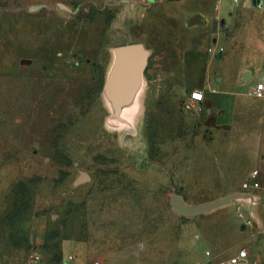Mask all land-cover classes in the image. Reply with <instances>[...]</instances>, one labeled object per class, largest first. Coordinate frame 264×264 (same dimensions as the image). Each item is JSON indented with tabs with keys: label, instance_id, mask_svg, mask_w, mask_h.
I'll list each match as a JSON object with an SVG mask.
<instances>
[{
	"label": "rangeland",
	"instance_id": "rangeland-1",
	"mask_svg": "<svg viewBox=\"0 0 264 264\" xmlns=\"http://www.w3.org/2000/svg\"><path fill=\"white\" fill-rule=\"evenodd\" d=\"M218 4L0 0V264H226L240 249L264 264V97L220 65L225 41L264 55V11ZM131 42L149 58L132 126H117L101 90ZM223 93L235 109L209 97ZM237 191L258 196L254 216L170 205Z\"/></svg>",
	"mask_w": 264,
	"mask_h": 264
},
{
	"label": "water",
	"instance_id": "water-1",
	"mask_svg": "<svg viewBox=\"0 0 264 264\" xmlns=\"http://www.w3.org/2000/svg\"><path fill=\"white\" fill-rule=\"evenodd\" d=\"M251 4L261 6V0H252ZM198 22L197 16L191 18V24ZM221 26H224L223 20H221ZM111 52L112 58L105 73L101 96L110 111L108 123L130 127L137 109L139 95L143 89L144 71L149 51L143 43L131 42L115 46ZM22 62H30V60H22ZM247 76L248 73H245L244 77L247 78ZM87 178L85 173H81L79 180L84 181ZM257 201L256 194L246 191L232 192L198 204L185 203L178 193H172L170 196L172 210L175 214L185 217H196L235 202L247 204L249 214L254 216Z\"/></svg>",
	"mask_w": 264,
	"mask_h": 264
},
{
	"label": "crops",
	"instance_id": "crops-1",
	"mask_svg": "<svg viewBox=\"0 0 264 264\" xmlns=\"http://www.w3.org/2000/svg\"><path fill=\"white\" fill-rule=\"evenodd\" d=\"M228 1L230 0H219L218 4V10L220 13H223L225 11H228L230 4H228ZM225 3L224 6L221 5V3ZM229 6H228V5ZM259 10L264 11V0H261V6H256ZM198 18L199 22L195 23L199 24L201 22H204V20L201 17L206 16L205 12L198 11ZM203 27L205 26V22L200 24ZM196 27V26H194ZM224 45L226 48H228V53L224 55V58L221 59L220 65L223 67L224 71L229 74L230 78L232 79V76L236 74L237 72L242 74V80L244 82H248L249 80L252 81V86L254 87L257 82H264V80L259 76V67L262 68L260 61H264V55H256V54H250V53H243L240 51H237V48H232L229 41H225ZM258 61V63H257ZM248 73L247 78L244 77V74ZM216 96V97H215ZM209 97H214V100L217 102H223V104H227L228 106H233L234 109L236 108V96L233 97L232 95H229L227 93H223L220 95H209ZM205 98V96H204ZM222 115V114H221Z\"/></svg>",
	"mask_w": 264,
	"mask_h": 264
},
{
	"label": "built area",
	"instance_id": "built-area-1",
	"mask_svg": "<svg viewBox=\"0 0 264 264\" xmlns=\"http://www.w3.org/2000/svg\"><path fill=\"white\" fill-rule=\"evenodd\" d=\"M242 0H232L233 3L240 2ZM252 1V0H248ZM252 94L258 98L264 97V82H257L253 87ZM204 98V95L200 91H193L191 93V99L194 101H201ZM256 172L251 175V182H244L243 188L248 189L249 187H256L258 182L255 180ZM248 192V191H246ZM251 193V192H250ZM247 257V252L244 249L238 250L233 256L229 257L226 261V264H244Z\"/></svg>",
	"mask_w": 264,
	"mask_h": 264
}]
</instances>
